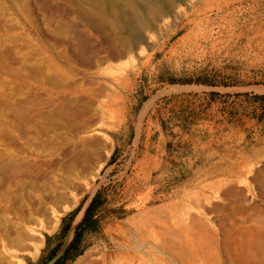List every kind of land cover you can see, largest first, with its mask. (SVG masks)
<instances>
[{"label":"rangeland","instance_id":"1","mask_svg":"<svg viewBox=\"0 0 264 264\" xmlns=\"http://www.w3.org/2000/svg\"><path fill=\"white\" fill-rule=\"evenodd\" d=\"M173 1L186 14L144 55L147 34L130 53L126 31L85 0H0V112L78 114L24 134L0 116V142L48 164L0 188V264L36 262L43 234L97 192L128 215L105 221L73 264H264V0ZM114 147L125 157L107 165Z\"/></svg>","mask_w":264,"mask_h":264},{"label":"bare ground","instance_id":"2","mask_svg":"<svg viewBox=\"0 0 264 264\" xmlns=\"http://www.w3.org/2000/svg\"><path fill=\"white\" fill-rule=\"evenodd\" d=\"M123 1L131 7V12L129 14H127L128 16L125 14L126 12L122 11L120 6H119L120 9L116 7L118 5H116L117 2H115V0H113L112 3H110V4L108 3L107 5L103 0H85L84 3L92 5L95 8L96 13H98L100 19L107 20V21L109 20V22L112 24V26L114 28L119 29V31H122V30L126 31L125 32V33H127L126 38H125V40L123 39L121 41V43L123 41H125V45H126L128 51L132 54L135 51V50H133V47L138 42H140V39H141L140 34L142 36L144 34L148 35V37H146L147 35L146 36L144 35L145 39L147 38L146 40L142 37V42H144V40H145V42H144L145 46H142L143 43H140L141 47L138 46V48H136V47H134V48H136L137 50L142 51V52L146 51L147 49H150V48L152 49V47L156 43L155 41L159 38H162L166 34V32H168V30L172 26V24L174 22H177L181 16L186 14L185 11L187 10L186 7L184 8L181 5L175 4V2L173 0H169V5H168L169 9L168 10H164L165 1L162 2L161 0H152L148 3V6H146V7H141L137 3L136 0H123ZM192 2L194 3L195 1L192 0ZM106 13H107V15H106ZM120 33H122V32H120ZM3 49H2V51H3ZM1 53H3V52H1ZM4 53H6L5 50H4ZM143 53L145 55L147 52L146 53L143 52ZM5 55H7V57L10 56L7 53ZM137 55H139V54H137ZM11 57H9V59H7V58L6 59L11 61ZM133 58L134 57L131 55L132 61H133ZM140 59L141 58H139L138 62L135 64L136 67L140 66V64H141ZM135 61L136 60H134L133 62H135ZM25 71H27V70H25ZM2 72H3L2 69H0V73H2ZM5 74H7V73H5ZM12 84H13V82H12ZM49 101H51V100H49ZM67 104H68V102H67ZM13 109H15V108H13ZM13 109H12V111H13ZM23 109H24V107H23ZM61 110L62 111H59L57 109V112H55V113H53V111L52 112L50 111V113H48V114H46L47 112L45 113L44 111H43V113L37 111L38 112V114H37L38 118L37 119L33 118L34 120L28 119L30 112H32V113L34 112V110L32 111L31 108H30V110H28V112H26L24 110L21 111L20 109L13 111L14 113L9 112L10 114L11 113L13 114L12 118L11 117L9 118L10 115L7 116V114H9L7 112L6 113L0 112V116L3 118L1 120L5 126H11L12 129L18 134H24V131H25L24 129H26L28 131V129H30V128H32V129L37 128V122L34 123L36 125V127H34V124H32L31 121L35 122V120H37V121L39 120L40 122H46V121H50V119L52 117L53 118H59V119H63V118L68 119L69 117L75 118L78 115L77 112H74L71 109H69L67 111L66 110L63 111V109H61ZM22 122L26 123L25 126L23 125L24 127H22V124H21ZM9 131H10V129H9ZM29 138H31V137H29ZM66 150H69V149H66ZM66 152L67 151H65V153ZM77 156H79V155H77ZM62 158H64V157H62ZM70 158H69V160H72V158L71 159ZM81 158H83V157H81ZM72 163H76V160H72ZM46 165H48L47 161L43 160L42 156L38 152L36 153V152H32L30 150L28 152L16 151V153H14V152H12L9 144H5V143L0 142V188L1 189H9L10 190V188L12 186L20 185L25 179H27L29 177L33 178V177L41 176L44 173ZM71 165L72 164L69 163L66 166L72 167ZM71 207H72V203H69L68 205H66L61 211H59L57 213V217L62 216ZM177 249H179V248H177ZM13 256H15V255H13ZM10 257H11V255H10ZM12 258L15 260L14 257H12ZM84 259H87L86 254L82 256L81 260L78 261L77 264H81ZM22 264H24V263H22Z\"/></svg>","mask_w":264,"mask_h":264},{"label":"trees","instance_id":"3","mask_svg":"<svg viewBox=\"0 0 264 264\" xmlns=\"http://www.w3.org/2000/svg\"><path fill=\"white\" fill-rule=\"evenodd\" d=\"M169 84H190V81H181L176 79L167 80ZM193 83L202 84V86H213L210 82L205 79L197 78ZM211 97L216 96L215 93L210 94ZM255 99H263L264 96H255ZM117 148L114 147L110 159L107 161V165L117 160ZM107 199L102 193L97 192L89 202L82 222L76 227L72 241L68 244L64 254L56 264H73L87 249L88 241L90 237L97 236L101 233L102 224L109 220H122L128 213L122 212L121 208L109 209L106 206ZM80 205L76 209L66 216H64L60 222L59 230L52 236L43 234L45 238L44 246L41 249L39 258L36 262H32L29 257L25 259L26 264H44L48 259H51L56 253L60 244L63 242L64 237L67 233L69 225L73 222V217L79 212Z\"/></svg>","mask_w":264,"mask_h":264},{"label":"water","instance_id":"4","mask_svg":"<svg viewBox=\"0 0 264 264\" xmlns=\"http://www.w3.org/2000/svg\"><path fill=\"white\" fill-rule=\"evenodd\" d=\"M91 199L92 198H90L88 201H86L84 203V205L81 207V210H79L78 215L76 216L75 220L73 222H71V224L69 225V228H68L67 233H66V235L64 237V240L60 244V246L57 249L56 253L53 255V257L51 259H48V261H46V263H44V264H56L60 260V258L64 254V252H65L68 244L73 239V236H74V232H75L76 227L79 225L80 222H82L83 217H84V214H85V210H86L89 202L91 201ZM80 213H81V217L77 221V218H78V216H79Z\"/></svg>","mask_w":264,"mask_h":264},{"label":"crops","instance_id":"5","mask_svg":"<svg viewBox=\"0 0 264 264\" xmlns=\"http://www.w3.org/2000/svg\"><path fill=\"white\" fill-rule=\"evenodd\" d=\"M116 147L118 148L119 146H118V143L116 144ZM158 148V147H157ZM156 148V149H157ZM146 152L147 153H149V149H147L146 150ZM123 157H125V152H123V154H122V156L118 159V160H116V161H114V163H117V162H119L120 160H122L123 159ZM137 164L140 166V167H145V166H149V164H151V163H149V161H148V159H143V160H139V161H137ZM137 165V166H138ZM150 166H153V165H150ZM150 198H151V196L149 195V194H140L138 197H137V199H136V205L138 206V205H140V204H143V203H146V202H148L149 200H150Z\"/></svg>","mask_w":264,"mask_h":264}]
</instances>
